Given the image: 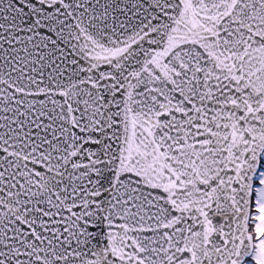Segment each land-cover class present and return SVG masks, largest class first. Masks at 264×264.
Masks as SVG:
<instances>
[{"label":"snow or ice","instance_id":"1","mask_svg":"<svg viewBox=\"0 0 264 264\" xmlns=\"http://www.w3.org/2000/svg\"><path fill=\"white\" fill-rule=\"evenodd\" d=\"M0 264H264V0H0Z\"/></svg>","mask_w":264,"mask_h":264}]
</instances>
